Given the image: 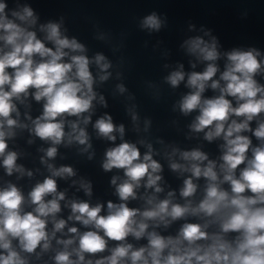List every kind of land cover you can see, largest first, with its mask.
Here are the masks:
<instances>
[{
  "label": "clouds",
  "instance_id": "obj_1",
  "mask_svg": "<svg viewBox=\"0 0 264 264\" xmlns=\"http://www.w3.org/2000/svg\"><path fill=\"white\" fill-rule=\"evenodd\" d=\"M12 3L0 0V168L7 177L18 174L17 180L33 177L32 170L17 163L25 153L9 144L26 130L49 145L37 149L48 175L27 193L0 177V264H264V83L257 79L264 77V53L255 46L221 51L219 38L203 27V36L181 44L194 58L190 67H204L186 72L181 63L164 77L171 88L184 83L188 89L173 110L185 117L197 113L190 132L203 133L209 143L222 142L218 159H210L200 147L185 150L156 140L168 168L183 177L177 196L174 189L165 193L163 165L154 159L161 153L151 142L125 140V126L108 113L92 123L96 104L108 107L95 86L112 76V62L100 52L90 57L86 45L67 34L64 16L38 24L39 15L26 0ZM166 26L167 17L155 11L140 21L149 33ZM116 88L127 91L123 84ZM209 89L215 94L206 96ZM29 98L42 102L35 118ZM134 108L128 113L139 132ZM89 124L97 138L113 145L104 152L102 170L123 171L110 180L117 201L92 204L66 199L67 190H58V178L68 180L77 172L49 161L56 159L60 145H80L78 153H88ZM150 126L145 119L143 131ZM76 185L92 196L91 181L81 177L72 180ZM62 201L70 209L66 219L59 216ZM133 201L139 206H130ZM177 222L175 234H167Z\"/></svg>",
  "mask_w": 264,
  "mask_h": 264
},
{
  "label": "water",
  "instance_id": "obj_2",
  "mask_svg": "<svg viewBox=\"0 0 264 264\" xmlns=\"http://www.w3.org/2000/svg\"><path fill=\"white\" fill-rule=\"evenodd\" d=\"M26 2L38 13V24L59 20L64 16L67 34L76 36L83 42L90 57L100 52L112 62L113 67L109 69L112 76L103 84L98 83L95 86V90L105 96L108 107L96 104L92 123L99 116L108 113L113 117L115 124L125 126V140L137 142L145 139L151 142L161 153L154 156V159L163 165L164 170L161 174L164 177L162 186L165 193L169 189H174L178 196L183 177H178L168 168V162L163 156V146L156 143L158 138L166 145L174 144L185 150L200 147L209 154L210 159H218L219 144L222 141L209 143L203 139V133H191L188 128L197 113L185 117L178 108L173 110V106L188 89L184 87V83L173 89L164 81V77L181 63L184 64L186 72L203 70L204 66L200 63H197L196 69H192L189 61L194 58L188 56L181 48L185 39L195 35L203 36L202 27L211 29L212 34L219 38L221 51L231 50L233 47L255 46L264 53V0H26ZM9 6H14L12 0H9ZM153 11L162 19L167 17V26L158 33H149L148 30L140 28L141 19ZM190 25L194 27L190 29ZM99 36H104L105 39H98ZM218 63L222 68L224 59ZM93 70L95 74V69ZM117 73L121 74L119 78ZM257 79L264 83V77ZM118 84H123L127 91L119 93L116 88ZM214 94L210 89L205 93L206 96ZM28 102L32 106L31 115L35 118L42 112V102L37 103L31 98ZM133 106L139 116L138 123L141 129L139 132L134 130L128 113V109ZM24 111L21 106L22 120ZM145 119L151 120L148 132L143 131ZM88 132L92 143V149H89L88 153L79 154L78 148L83 147L80 145L73 144L70 147L60 145L56 159L49 161L57 167L72 166L77 172L75 177L68 180L58 178V190H67L66 199L89 200L92 204L97 202L106 204L108 200L117 201L110 180L113 175L122 177L123 171L113 169L112 172H104L101 168L105 150L113 145L107 140L97 138L91 124L88 125ZM29 138H33L35 143L29 145L27 143ZM119 142L118 137L116 143ZM253 142L256 143L254 137ZM9 144L13 150L25 153L17 163L32 170L34 175L32 178L25 176L17 180L18 174L14 173L12 177H7L3 168H0V177L17 183L27 193L37 181H42L44 176L48 175L45 166L40 163L43 153L37 149L47 148L49 145L38 138L30 137L26 130L19 132L16 140L10 141ZM138 147L142 153L146 151L144 146L138 144ZM93 152L94 156L89 160L88 155ZM81 177L92 182L91 197L85 196L82 190L77 191L78 185L72 186V180H79ZM140 192L142 193L143 189ZM61 204L62 212L59 216L66 219L70 209L63 208V201ZM130 206H139V202L133 201ZM179 223H175L167 234H175ZM71 225L72 222H69V226ZM76 226L84 230L82 226L78 224ZM129 242H133L131 238Z\"/></svg>",
  "mask_w": 264,
  "mask_h": 264
}]
</instances>
